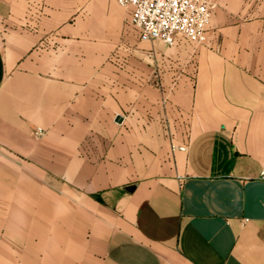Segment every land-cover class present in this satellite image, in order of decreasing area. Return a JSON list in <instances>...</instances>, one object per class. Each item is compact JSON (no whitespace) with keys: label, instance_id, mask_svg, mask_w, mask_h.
<instances>
[{"label":"crops","instance_id":"obj_1","mask_svg":"<svg viewBox=\"0 0 264 264\" xmlns=\"http://www.w3.org/2000/svg\"><path fill=\"white\" fill-rule=\"evenodd\" d=\"M210 1L0 0V264H264V0Z\"/></svg>","mask_w":264,"mask_h":264},{"label":"built area","instance_id":"obj_2","mask_svg":"<svg viewBox=\"0 0 264 264\" xmlns=\"http://www.w3.org/2000/svg\"><path fill=\"white\" fill-rule=\"evenodd\" d=\"M129 9V22L138 31L140 41H159L166 45L180 36L195 44L207 41L210 0H116ZM41 133L40 128L37 129ZM264 180V164L260 173Z\"/></svg>","mask_w":264,"mask_h":264},{"label":"rangeland","instance_id":"obj_3","mask_svg":"<svg viewBox=\"0 0 264 264\" xmlns=\"http://www.w3.org/2000/svg\"><path fill=\"white\" fill-rule=\"evenodd\" d=\"M209 25V24H208Z\"/></svg>","mask_w":264,"mask_h":264}]
</instances>
